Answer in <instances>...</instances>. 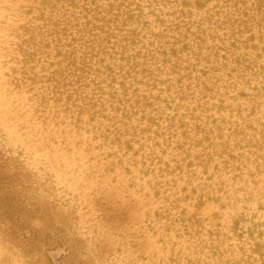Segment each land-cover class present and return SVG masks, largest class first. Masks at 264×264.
<instances>
[{"label": "rangeland", "instance_id": "rangeland-1", "mask_svg": "<svg viewBox=\"0 0 264 264\" xmlns=\"http://www.w3.org/2000/svg\"><path fill=\"white\" fill-rule=\"evenodd\" d=\"M257 1L0 0V264H264Z\"/></svg>", "mask_w": 264, "mask_h": 264}, {"label": "trees", "instance_id": "trees-1", "mask_svg": "<svg viewBox=\"0 0 264 264\" xmlns=\"http://www.w3.org/2000/svg\"><path fill=\"white\" fill-rule=\"evenodd\" d=\"M206 0H202V2H205ZM257 2H259V6H258V8H257V10L258 11H260L261 13H263L264 12V5H262L261 4V0H259V1H257ZM198 3H199V5H201V3H200V0H198ZM261 6H263V7H261ZM87 8V7H86ZM84 9L85 11H88V9ZM92 27H93V29H95L96 27H94L93 25H92ZM93 29H90V30H93ZM63 31H66V29H63ZM88 35H90V33H88ZM81 36V35H80ZM82 37H83V35H82ZM73 40H75V38L73 39ZM29 49H30V47H28V49H26V48H24L23 49V52H24V54L27 56V58L26 59H29L30 60V56H31V53H30V51H29ZM28 62V61H27ZM72 67H74L75 69L74 70H82V71H84L83 69H80V67H78V65H74V63H72V65H71ZM82 66V68H83V66L84 65H81ZM188 260V262L190 263V264H192L193 263V261L191 260V259H187Z\"/></svg>", "mask_w": 264, "mask_h": 264}]
</instances>
